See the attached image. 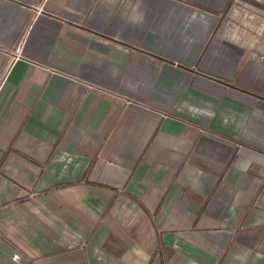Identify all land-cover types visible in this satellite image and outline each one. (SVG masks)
Listing matches in <instances>:
<instances>
[{"label":"crops","instance_id":"crops-1","mask_svg":"<svg viewBox=\"0 0 264 264\" xmlns=\"http://www.w3.org/2000/svg\"><path fill=\"white\" fill-rule=\"evenodd\" d=\"M237 3L0 0V264H264Z\"/></svg>","mask_w":264,"mask_h":264},{"label":"rangeland","instance_id":"rangeland-1","mask_svg":"<svg viewBox=\"0 0 264 264\" xmlns=\"http://www.w3.org/2000/svg\"><path fill=\"white\" fill-rule=\"evenodd\" d=\"M241 1L242 3H237L231 9L228 20L231 32L229 45L222 53H210L209 60L213 66H216V64L220 66V64L227 62L230 66V72L236 71L235 75L230 74L234 77L227 79L233 85H239L244 70L249 84L253 85V82L260 84L264 82V0ZM256 9H259L260 12ZM243 30L252 31L251 33L256 32V34L247 36L246 31L243 32ZM243 48L246 51L243 52ZM223 53L224 57L227 58L226 61L218 58V55L221 56ZM254 72L258 73L257 77L252 75ZM238 161L239 159L237 163ZM250 167L254 168L253 165Z\"/></svg>","mask_w":264,"mask_h":264}]
</instances>
